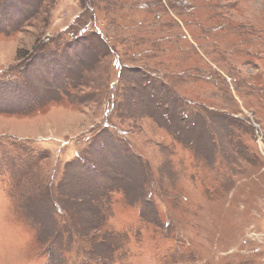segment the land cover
Here are the masks:
<instances>
[{
    "label": "rangeland",
    "instance_id": "rangeland-1",
    "mask_svg": "<svg viewBox=\"0 0 264 264\" xmlns=\"http://www.w3.org/2000/svg\"><path fill=\"white\" fill-rule=\"evenodd\" d=\"M0 264H264V0H0Z\"/></svg>",
    "mask_w": 264,
    "mask_h": 264
},
{
    "label": "trees",
    "instance_id": "trees-1",
    "mask_svg": "<svg viewBox=\"0 0 264 264\" xmlns=\"http://www.w3.org/2000/svg\"><path fill=\"white\" fill-rule=\"evenodd\" d=\"M7 19H8V18H7ZM61 76H62V81H63L64 83L61 82V84H59V85L64 84V86H58V87H59V90H60V91L63 90V92H65L64 87H67L68 85H69V86H71V85L73 86L72 83H74V81L72 80V78H70V79H71V80H70V79H69V76H68L67 74H65V73L62 74ZM69 86H68V87H69ZM55 87H56V89H58L57 86H55ZM61 92H62V91H61ZM63 92H62V93H63ZM110 198H111V197H110ZM110 198H109V199H110ZM135 202H140V200H137V201H135ZM140 204H142V203H140Z\"/></svg>",
    "mask_w": 264,
    "mask_h": 264
}]
</instances>
